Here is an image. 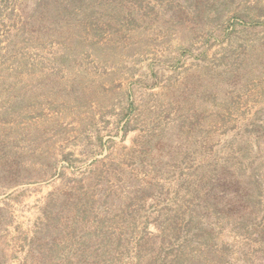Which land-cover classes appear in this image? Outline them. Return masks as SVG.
<instances>
[{"label":"rangeland","instance_id":"obj_1","mask_svg":"<svg viewBox=\"0 0 264 264\" xmlns=\"http://www.w3.org/2000/svg\"><path fill=\"white\" fill-rule=\"evenodd\" d=\"M0 264H264V0H0Z\"/></svg>","mask_w":264,"mask_h":264}]
</instances>
